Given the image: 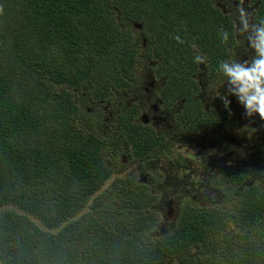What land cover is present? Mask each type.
Listing matches in <instances>:
<instances>
[{"label":"trees","instance_id":"obj_1","mask_svg":"<svg viewBox=\"0 0 264 264\" xmlns=\"http://www.w3.org/2000/svg\"><path fill=\"white\" fill-rule=\"evenodd\" d=\"M226 1L240 6V0H0V264H197L193 253L203 256L200 264H264V149L248 152L258 156L245 159L250 169L230 162L228 206L180 203V181L163 174L175 189L159 196L166 193L180 208L168 219L165 209L153 212V181L139 177L148 167L120 170L124 159H158V136H134L124 117L116 131L86 126H97L100 116L90 118L88 107L131 85L144 55L140 31L167 70V96L188 101V113L191 105L202 113L194 97L201 63L194 57H204L212 73L232 58L237 28L221 9ZM242 6L255 22L264 17V0ZM221 28L232 34L227 43ZM200 122L226 123L192 120ZM165 219L170 231L159 232Z\"/></svg>","mask_w":264,"mask_h":264},{"label":"flooded vegetation","instance_id":"obj_2","mask_svg":"<svg viewBox=\"0 0 264 264\" xmlns=\"http://www.w3.org/2000/svg\"><path fill=\"white\" fill-rule=\"evenodd\" d=\"M238 8L236 2L226 1V3L221 4V9L224 13L233 17L237 28L234 54L231 57L238 60L250 59L254 55V51L248 47L246 38L241 36L238 31ZM248 16L250 23L255 22L251 13ZM133 24L135 25V22ZM137 28L142 29L139 22ZM140 33L143 45H145L144 55L141 56L142 61L131 78V85L124 88L119 94L116 92L114 100L107 102L103 100L95 101L91 107H88L86 111L90 118H97L96 114H100V116L98 117L99 123H95L97 126L93 127L90 124L86 126L116 131L117 121L120 117H124L128 120V130L133 131L134 136L138 131L141 133L138 136L142 138L152 132L158 136L154 153L162 150L161 156L158 159L148 160V162H143L140 159H124L120 167L122 172L127 173L134 171L133 169H141L140 167L144 165L148 168H151V166L159 168L165 174L167 172H170L171 175L180 173V175L174 176L180 183H190V192H196L198 189H210L208 179L213 171L221 169L223 175L221 181L218 182L220 186V183H224L228 179L226 172H228L227 168L230 162H245V155H242V153H240L239 158L236 157L235 143L228 136L230 128V132H232L230 120H246L242 114V112L244 113L243 106L235 96H229L232 101L230 109L224 107L223 101L218 95L227 93L226 86L222 85L225 78L217 69L214 73L210 72L207 64L203 62L194 75L199 82V92L194 94V97L200 100L198 101L199 107H202L203 112L201 113L196 106L191 105V112L188 113V101L179 96L175 98L167 96V70L160 67V63H163L161 58L157 60L153 58L154 50L149 48L147 42L150 40L145 36V32L140 31ZM223 60H229V58ZM204 72H206L208 78ZM82 114L84 117L85 113ZM201 116L202 118H200ZM192 120H225L226 123L218 127L217 124L200 122L197 127L192 123ZM250 120L255 121L254 125L257 126V120L261 119L257 116H251ZM85 121L87 119L84 118ZM260 124L263 123L260 122ZM119 131H122L121 125ZM232 134L235 136L233 132ZM261 143L257 150L264 149V141ZM201 151L204 153L209 152V154L200 156L198 154ZM162 155H164L163 158H161ZM167 156H169L167 161L169 166L164 163V158ZM111 163H115V160H112ZM146 172L145 174H138L143 182L151 179ZM162 200L165 202L164 198ZM165 204L167 205L166 215H172L174 212L178 213L177 211L180 208L177 205L179 203H176L174 199L166 201Z\"/></svg>","mask_w":264,"mask_h":264},{"label":"clouds","instance_id":"obj_3","mask_svg":"<svg viewBox=\"0 0 264 264\" xmlns=\"http://www.w3.org/2000/svg\"><path fill=\"white\" fill-rule=\"evenodd\" d=\"M242 5L243 0H240L238 31L246 38L254 55L250 59L230 58L218 64L217 70L225 78L222 85L227 89L226 94L218 96L226 109H230L232 103L229 96H235L246 116L258 114L264 119V17H260L258 22L250 23L248 12ZM218 35L222 43H227L232 34L228 29L221 28ZM176 39L182 42L179 36ZM194 59L199 63L204 62V57L200 55H196Z\"/></svg>","mask_w":264,"mask_h":264},{"label":"rangeland","instance_id":"obj_4","mask_svg":"<svg viewBox=\"0 0 264 264\" xmlns=\"http://www.w3.org/2000/svg\"><path fill=\"white\" fill-rule=\"evenodd\" d=\"M136 32V30H134ZM137 34V33H136ZM142 36L141 33L137 34V36ZM230 59V58H229ZM232 59V58H231ZM243 116L245 117L246 120H231L230 122L232 123V132L235 134V136L232 134V132H230V129L228 130V136L229 138L235 143V151H236V157H240V153H242V155H245V159L247 160V163H250L251 160L248 159V157H250L251 159H256L258 158L257 155L252 154V156H249L248 152H251L253 150H257V148L262 144L261 142L264 141V119H261L259 117L258 114L254 115L259 117L261 120H257L258 126L252 127L255 124V121L250 120L249 116H246L243 112H242ZM240 118H242L241 116H239ZM260 122H262L263 124H260ZM234 127V128H233ZM255 130L256 135H253V131ZM246 137L248 140H246ZM240 139H241V144H240ZM232 143V142H231ZM242 145V146H241ZM209 154V152H199L198 155L202 156V155H206ZM164 155H162L161 158H163ZM169 160V156L164 158V163L166 165L169 166L168 161ZM199 160V159H198ZM163 164V163H161ZM239 165L241 167H248V169H250V164L249 166L246 164V162H240ZM167 168V166H166ZM230 168V164L228 166V169ZM212 169V168H211ZM217 171H213L212 175L210 176L209 180V186L211 187L210 189H205L202 192H189L190 187L187 185H184L183 183H180L178 185V188L180 190L179 194L180 195V203H184L187 200H191L193 199L195 202V205H197L198 203H205V205L207 206H212V207H217V206H228L230 204L233 203L234 201V197L233 195H231L228 192H225L223 189V185L224 183H220V186L218 184L219 181H221V176L223 175V171L221 169H216ZM175 171V169H174ZM167 172V171H166ZM168 174H171L170 172H167ZM251 173H252V177L253 176V172H252V168H251ZM146 174L152 179V186L153 189L150 187V190L158 195V199L153 207V212L154 213H159L160 215L162 214V212H164V209H166V204L165 202L167 201V197H162L165 194H162L161 196H159V194L163 193L164 189H166V192H171V190L175 189L174 186L168 185L166 183H164V181L162 180V175L165 174V172L159 168H156L154 166H151V168H148ZM155 175H158L160 178H156ZM174 175H180L179 174H175ZM170 181H172L171 178H169ZM254 180H258V177H254ZM201 181V180H198ZM258 182H260V179L258 180ZM214 186V187H213ZM213 187V188H212ZM213 189H216L218 191H215ZM176 192V190H175ZM197 193V194H196ZM174 194V193H173ZM177 196L175 194L176 200H177ZM162 198L165 199V202L162 200ZM174 210V209H173ZM175 211V210H174ZM174 214V213H173ZM172 214V215H173ZM167 215L168 219H172L175 215ZM163 219V217H162ZM170 225L166 223V219L164 220L163 224L161 225V227L159 228V232L163 231V232H167L170 231L168 229ZM194 250L196 251L197 249L194 248ZM192 258H195V262L197 264H200L201 261L203 262L204 258L201 255H198L196 253H193Z\"/></svg>","mask_w":264,"mask_h":264}]
</instances>
